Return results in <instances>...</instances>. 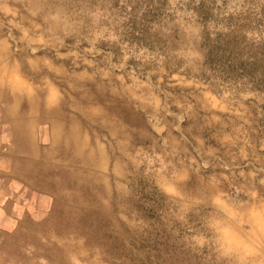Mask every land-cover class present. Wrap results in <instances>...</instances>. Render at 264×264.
<instances>
[{"label":"rangeland","instance_id":"obj_1","mask_svg":"<svg viewBox=\"0 0 264 264\" xmlns=\"http://www.w3.org/2000/svg\"><path fill=\"white\" fill-rule=\"evenodd\" d=\"M0 88L35 129L3 147L0 264H223L195 205H264V0H0Z\"/></svg>","mask_w":264,"mask_h":264},{"label":"clouds","instance_id":"obj_2","mask_svg":"<svg viewBox=\"0 0 264 264\" xmlns=\"http://www.w3.org/2000/svg\"><path fill=\"white\" fill-rule=\"evenodd\" d=\"M195 207L211 211L204 220V230L195 234L196 247L210 249L223 264H264V205L259 201L255 206L241 205L215 195Z\"/></svg>","mask_w":264,"mask_h":264},{"label":"bare ground","instance_id":"obj_3","mask_svg":"<svg viewBox=\"0 0 264 264\" xmlns=\"http://www.w3.org/2000/svg\"><path fill=\"white\" fill-rule=\"evenodd\" d=\"M6 95H7V92L0 88V161L2 159V162L5 163V166H6V160H4L5 158L4 156L5 152L3 151L4 146H6L7 149H10L12 151L14 149L15 144H17V146H20V137L24 138L28 136L27 138H29L30 142L35 140L34 135H33V131L35 130L34 127L32 126L33 123L29 120L28 116L27 118L20 117V106L18 105L19 102L17 99L18 97L14 96L17 98L13 99L14 101L13 104L6 105L3 103V100L6 99L7 97ZM53 125H54L53 127L55 128L53 130L54 134L53 132H51L53 134L52 138L54 141H57L59 131H57L58 128L57 126H55V123ZM24 134H26V136ZM68 138H69L68 140L76 141L79 139V135L76 130H72V133L71 134L69 133ZM11 145H14V146H11ZM85 146H86V143H83L82 146L80 147V151L84 149ZM2 153H4L3 156H2ZM85 158H88V155H85L84 159ZM106 158L107 156L104 153V150L102 149V150H99V153L97 156H94V157L91 156V158H88V159L94 160L101 164V160L106 159ZM15 160H19V157L11 153L8 156V160H7V162L9 163L8 168L14 167L11 164V162ZM13 164L15 165V163ZM8 170L9 169H7V171ZM7 171L5 169L0 174V231L4 230V228L7 227L10 222H12L11 215L7 214V212L11 210V205H12L9 200V197H11L12 194L6 191L7 185H5L6 181L4 179V176H6ZM8 173H11V172L8 171ZM94 177L98 181V178L95 175ZM17 178H19V176H17ZM68 181L72 182V178L70 177L67 180H63L61 184H64ZM93 183H95L94 180H93ZM96 186H97V183L94 184L95 188ZM101 186L102 185H99V189H101ZM24 191L25 189L23 191L21 190V192H18V198H20L19 200H17L18 204H21L22 206L31 208V209L35 208L41 212L43 208L48 207L49 209L50 206L52 205L49 201L46 202L44 200L48 198L49 196H47L43 192H35L33 199L28 201L27 197L25 196L26 192ZM107 191L108 192L106 193L108 194V198H112V192L110 190H107ZM118 198H121L122 200H124L126 196L124 195L123 192H120ZM49 200H50V197H49ZM84 205H85V202H83L81 204L82 207H80V213L82 216L79 215L78 216L79 218L78 217L76 218V225H79L81 228L85 227V223L87 221L86 217L84 216V211H85ZM99 205L100 204L98 202L91 203V206L93 207L94 210L99 209L100 208ZM58 214L61 216L63 220L70 221V219L67 217L68 213L59 212ZM1 239H0V242L4 243V238L1 237Z\"/></svg>","mask_w":264,"mask_h":264}]
</instances>
